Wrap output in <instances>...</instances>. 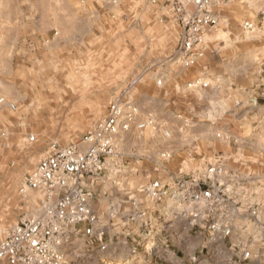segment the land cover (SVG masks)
I'll list each match as a JSON object with an SVG mask.
<instances>
[{
  "label": "rangeland",
  "instance_id": "1",
  "mask_svg": "<svg viewBox=\"0 0 264 264\" xmlns=\"http://www.w3.org/2000/svg\"><path fill=\"white\" fill-rule=\"evenodd\" d=\"M170 4L0 0V239L22 217L42 212L45 190H20L27 174L52 144L76 143L94 130L113 101L134 106L135 122L154 124L118 132L101 179L85 184L88 204L108 228L118 224L104 218L113 206L128 214L117 216L123 222L142 217L138 206L149 197L140 189L152 181L209 176L224 188L237 186L254 155L264 157V125L255 119L264 98L239 100L241 81L264 79L256 30L219 19L197 58L183 66L175 56L181 28ZM197 78L209 85L189 88ZM212 166L221 172L210 174ZM257 232L248 233V247H259ZM146 241L136 243L142 264H164L165 247ZM187 261L206 264L196 254ZM207 264L239 262L220 254Z\"/></svg>",
  "mask_w": 264,
  "mask_h": 264
},
{
  "label": "built area",
  "instance_id": "2",
  "mask_svg": "<svg viewBox=\"0 0 264 264\" xmlns=\"http://www.w3.org/2000/svg\"><path fill=\"white\" fill-rule=\"evenodd\" d=\"M226 1L172 0L171 7L181 28L175 56L183 66L190 65L197 58L206 32L219 22L212 7ZM246 26L249 28L251 24ZM187 86L192 89L207 87L208 82L197 78ZM3 100L0 98V103ZM10 107L15 108V105L11 103ZM136 112L129 103L113 101L95 129L83 134L79 142L51 145L48 153L27 174L20 189L23 192L45 190L42 212L22 217L0 239V264H64L62 245L67 228L77 224L84 225L85 234L99 241L103 239L104 229L97 225L98 216L88 204L89 193L85 184L101 179L106 158L115 152L114 137L118 132L129 130L134 123L138 131L154 124L152 119L135 122ZM165 134L168 135V131ZM208 172L217 175L221 168L212 166ZM212 180L209 176L204 179L177 177L171 184L156 180L141 187L140 191L154 201L170 196L192 205L190 216L204 221L211 232L210 237L224 238L231 230L219 217L227 207L228 198L223 185ZM136 214L129 215V219L134 220ZM104 247L102 244L101 249ZM249 255L245 251L243 258Z\"/></svg>",
  "mask_w": 264,
  "mask_h": 264
},
{
  "label": "crops",
  "instance_id": "3",
  "mask_svg": "<svg viewBox=\"0 0 264 264\" xmlns=\"http://www.w3.org/2000/svg\"><path fill=\"white\" fill-rule=\"evenodd\" d=\"M170 5L172 6V0ZM214 7L212 11L218 19L228 22L229 19L235 18L242 27L256 30V36L261 40H255L254 43L259 45V54L263 63L264 0H228ZM170 9L172 10V7ZM247 23H250L251 27L248 28ZM211 77L220 79L218 75ZM212 86L211 89L214 88ZM239 88L242 95V99L239 100L242 105L247 104L246 98L248 101H253V104L258 97L264 98V79L258 85L246 79L245 82L241 81ZM240 101H236V104H240ZM256 109L258 110L255 117L257 126L262 127L264 102ZM253 158L251 165L247 164L243 168V180L238 181L237 186L226 180L229 184L225 187V191L230 204L227 203L219 220L231 230L227 237L214 239L210 237L211 232L206 228L204 221L190 216L193 211V206L190 204L181 203L170 196H166L161 201L146 198V202L139 204L137 210L143 215L135 221L130 222L129 218L124 222L121 218L118 220L117 216L120 212L114 206L104 214L108 222L118 223L117 229L101 224L98 217L97 225L104 229L101 241L85 234L84 225L69 226L66 240L62 245L64 264H142L144 258L143 252L137 251L142 249L136 245L138 239L142 241L146 239V242L165 247L164 264H187L188 257L195 254L206 264L220 254L228 257L236 256L239 264H264V157L254 155ZM90 208L97 215L101 213L97 207L90 206ZM126 215L128 214L125 212L120 213L123 219H126ZM254 227L258 231L255 236L256 241L254 240L259 242L257 248L255 244V247L247 246L248 233L251 229L253 231ZM120 243L124 245L123 248L120 247ZM102 244L105 245L103 249H101ZM246 250L251 255L248 259L243 258Z\"/></svg>",
  "mask_w": 264,
  "mask_h": 264
}]
</instances>
